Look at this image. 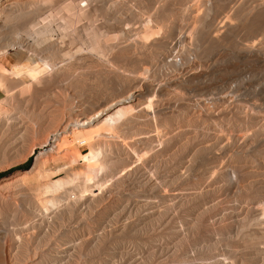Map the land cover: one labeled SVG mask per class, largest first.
<instances>
[{
    "label": "rangeland",
    "instance_id": "obj_1",
    "mask_svg": "<svg viewBox=\"0 0 264 264\" xmlns=\"http://www.w3.org/2000/svg\"><path fill=\"white\" fill-rule=\"evenodd\" d=\"M106 105L85 160L37 153ZM0 264H264V0L8 5Z\"/></svg>",
    "mask_w": 264,
    "mask_h": 264
},
{
    "label": "bare ground",
    "instance_id": "obj_2",
    "mask_svg": "<svg viewBox=\"0 0 264 264\" xmlns=\"http://www.w3.org/2000/svg\"><path fill=\"white\" fill-rule=\"evenodd\" d=\"M24 1H26V0H0V14L2 15L4 13V10L6 9V7L8 5H11V4L16 3V2H24ZM36 32L42 38H46L47 32H48V27L37 28ZM139 37L142 41H147L145 33L140 34ZM81 49H82V47H77L74 51L68 50V51L64 52V55L70 60L73 57V55L76 53V51H80ZM89 50L92 51L93 48H90ZM67 67L69 69H71V68L74 69L75 65H73V63H71V62H68ZM136 77L139 78L140 75H136ZM137 88L138 87H135V89L133 91H131V93H130L131 96H134L138 93ZM117 102L118 101H114L113 104H116ZM105 107L106 108L103 110L98 109V110L94 111L93 113H91L90 115L82 117L86 120L88 119L91 121L85 123L84 125H82L80 127L77 126V128H74L72 130V132H73L72 134H74V131H77L76 134H77V136H80V139H88L92 135H95L98 132H100L102 130L103 126L106 125L107 123H109V121H110V117L107 115V109H109V105H106ZM74 136H75V134H74ZM77 138H75V139H77ZM71 139L66 138L65 136H60L57 139V147L59 149H61L69 157L71 162L85 160L87 158L88 154L86 152L82 153V154H78L76 151H74V149H72V144L70 143ZM72 141H73V139H72ZM37 157H38V155H36L34 157V160ZM55 182H58V180H56Z\"/></svg>",
    "mask_w": 264,
    "mask_h": 264
},
{
    "label": "built area",
    "instance_id": "obj_3",
    "mask_svg": "<svg viewBox=\"0 0 264 264\" xmlns=\"http://www.w3.org/2000/svg\"><path fill=\"white\" fill-rule=\"evenodd\" d=\"M91 120H86L82 117H78L73 120H69L68 123L63 124L61 127L51 131L48 136L45 139V142L39 145V150L37 153H41L43 155L51 154L52 152L57 150V139L60 136H64L65 134L72 133V130L74 128H77V126H82L87 122H90ZM78 127V128H79ZM35 155V154H34ZM33 155V157H34Z\"/></svg>",
    "mask_w": 264,
    "mask_h": 264
},
{
    "label": "trees",
    "instance_id": "obj_4",
    "mask_svg": "<svg viewBox=\"0 0 264 264\" xmlns=\"http://www.w3.org/2000/svg\"><path fill=\"white\" fill-rule=\"evenodd\" d=\"M26 162H29V161H26Z\"/></svg>",
    "mask_w": 264,
    "mask_h": 264
}]
</instances>
